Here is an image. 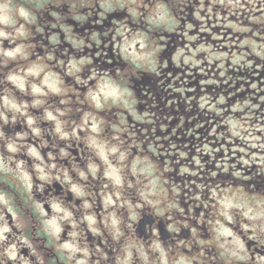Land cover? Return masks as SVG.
Masks as SVG:
<instances>
[{
	"label": "flooded vegetation",
	"instance_id": "af4514ba",
	"mask_svg": "<svg viewBox=\"0 0 264 264\" xmlns=\"http://www.w3.org/2000/svg\"><path fill=\"white\" fill-rule=\"evenodd\" d=\"M0 264H264V0H0Z\"/></svg>",
	"mask_w": 264,
	"mask_h": 264
},
{
	"label": "rangeland",
	"instance_id": "374dc122",
	"mask_svg": "<svg viewBox=\"0 0 264 264\" xmlns=\"http://www.w3.org/2000/svg\"><path fill=\"white\" fill-rule=\"evenodd\" d=\"M133 58H135V57H133ZM227 58H228V56H227ZM187 59H189V57H187ZM235 61H236V59H233V60H232V62H235Z\"/></svg>",
	"mask_w": 264,
	"mask_h": 264
}]
</instances>
